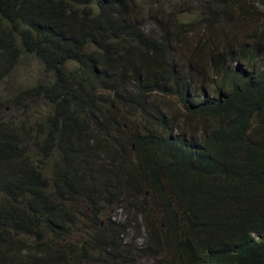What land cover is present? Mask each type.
Listing matches in <instances>:
<instances>
[{
    "label": "trees",
    "instance_id": "1",
    "mask_svg": "<svg viewBox=\"0 0 264 264\" xmlns=\"http://www.w3.org/2000/svg\"><path fill=\"white\" fill-rule=\"evenodd\" d=\"M24 58L0 264H264V0H0Z\"/></svg>",
    "mask_w": 264,
    "mask_h": 264
},
{
    "label": "rangeland",
    "instance_id": "2",
    "mask_svg": "<svg viewBox=\"0 0 264 264\" xmlns=\"http://www.w3.org/2000/svg\"><path fill=\"white\" fill-rule=\"evenodd\" d=\"M184 16V13L181 14L180 19L185 18ZM13 71L14 72L11 74V76L6 79L0 86V90H2L3 99L10 95H15L19 90L31 84H36L38 82H43L46 80L45 78H39L42 73L40 65L36 62L35 59L26 60L24 58L20 65L17 66ZM5 108L7 110V113L12 112L13 114H15L14 110L10 106L7 105ZM1 202L2 199L0 198V203Z\"/></svg>",
    "mask_w": 264,
    "mask_h": 264
}]
</instances>
